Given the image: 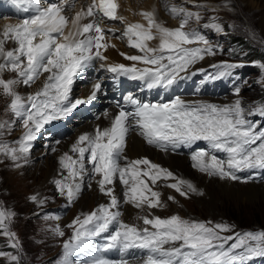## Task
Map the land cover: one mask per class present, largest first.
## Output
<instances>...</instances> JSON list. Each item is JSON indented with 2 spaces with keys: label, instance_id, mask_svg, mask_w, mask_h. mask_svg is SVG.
Returning <instances> with one entry per match:
<instances>
[{
  "label": "snow or ice",
  "instance_id": "1",
  "mask_svg": "<svg viewBox=\"0 0 264 264\" xmlns=\"http://www.w3.org/2000/svg\"><path fill=\"white\" fill-rule=\"evenodd\" d=\"M13 2L23 12L32 13L19 23L5 25L0 33V90L10 98L6 111L17 118L25 129L19 140L10 145L2 137L12 123L0 120V155L19 168L22 166L20 161L28 162L32 141L44 125L65 118L78 106L95 98L101 87L99 83L93 85L87 97L71 99L73 82L79 72L92 67L94 60L107 61L102 50L115 47L105 35L112 29L106 30L101 26L102 18L123 22L124 17L118 14L117 0H91L87 7L81 6L72 15H67L66 11L75 9V0H57L46 6H42L39 0ZM187 2L194 3V0ZM165 7L173 17L181 18L178 27L163 26L155 19L154 11L141 12L147 24L129 23L123 32L128 46L140 54L121 52L125 60L133 63L101 64V67L117 75L144 80L148 88L168 87L206 55L216 54L198 31L185 30L190 19H201L199 12L167 3ZM205 27L223 31L221 25L215 22ZM9 40L15 46L6 49L5 44ZM153 40L159 41L155 47L149 44ZM138 64L144 67H138ZM242 66L227 62L212 65L223 69L219 75ZM258 66L264 70V63ZM5 73L14 75L5 78ZM42 76V86L27 97L16 90L21 84L30 87ZM234 95L239 97V88L234 90ZM124 101L133 107V111L121 107L115 114L106 112L104 115L110 119L109 127L97 126L93 133L79 135L69 151L58 158L60 168L67 175L54 179L53 183L56 191L69 204L78 198L86 175L97 178L99 192L109 200L93 211L77 216L67 225L72 229V236L64 241L63 255L57 264H129L124 258L111 260L98 255H91L84 261H73L71 258L78 253L87 256L90 252L112 249H118L123 254L134 248L147 250L143 264H245L252 257H264V231L237 234L235 242L226 248L227 242L234 239L231 235H222L231 231L227 224L188 220L176 214L161 218L151 213L137 217L143 227L126 223L121 218L120 201L114 188L109 187L118 178L125 186L124 203L137 209L165 206L161 193L155 190L160 180L174 181L166 186L185 198L199 191L190 181L176 177L172 171L152 163L148 158L127 160L124 151L127 133L133 123L140 129L138 134L147 144L161 150L169 147L175 150L205 141L212 150L225 153L226 159H218L204 150L192 152V166L208 176L237 180V172L264 169V131L256 130L254 124L245 118L246 109L242 100L237 98L230 104L217 105L176 97L166 103L153 104L142 103L127 95ZM256 114L264 116V104L248 111V115ZM257 142L258 146L254 147ZM122 159L127 160L123 166L120 163ZM86 164L92 166L90 172ZM29 199L40 205L44 203L38 200L37 195ZM168 199L174 201L175 197L170 195ZM15 215L0 207V236L5 237L7 246L17 252L0 251V257L5 258L8 264H21L18 254L21 244L10 228ZM113 225L115 230L105 237V243L91 244L93 238L109 233ZM52 231L57 236H64L59 226Z\"/></svg>",
  "mask_w": 264,
  "mask_h": 264
},
{
  "label": "rangeland",
  "instance_id": "2",
  "mask_svg": "<svg viewBox=\"0 0 264 264\" xmlns=\"http://www.w3.org/2000/svg\"><path fill=\"white\" fill-rule=\"evenodd\" d=\"M80 1L81 0L76 3L75 0L76 10L78 9ZM150 1L151 7H145L144 5L148 3V0H128L127 7L120 10L124 14V17L128 19V22L129 19H131V17H129L130 12L126 10V8H129L128 6H137L141 10L154 11L157 22L169 28L178 27L181 18L173 17L166 10V3L168 5L185 7L192 12H199L201 19L199 21L195 18L190 19L185 30L198 31L205 37L208 44L213 47L216 54L211 56L206 55L205 58H210L213 61V64H210L211 66H203L199 68L198 71H206V77L209 80L216 82L218 86L224 89V94H222L220 98L222 96H229L225 103H227L230 98V103L234 102L237 98L241 99L243 106L246 109L245 118L254 124L256 130L264 131V116L259 114L248 115V111L256 106L264 104V70L258 66L259 63H264V31H262L260 27L261 16L264 15V0H194V3H188L187 0ZM85 2L90 3L89 0H85ZM122 4L124 5L125 2L122 1ZM194 5H205V7H196ZM75 9L72 11H66V14H74ZM134 9L136 10L137 8ZM7 22V18L0 21V33H2ZM212 22L219 23L223 28V31L217 32L210 27H205V25ZM123 32L124 31L121 33L122 35ZM231 35L241 36L243 40L248 42V46H253L260 50L258 54L259 57H262L263 59L255 60L253 59L254 56H245L244 50L234 51V46L229 43ZM117 40L121 41V43L126 46L127 39L126 41ZM158 43V40L149 42L150 46L153 47L157 46ZM8 45L9 47L6 48ZM14 46V43L10 40L5 44L6 49H11ZM196 46L203 47V45H191V47ZM132 50L134 49L132 48ZM222 62L242 64L243 66L230 69L225 75H219V72L223 71V69L214 68L212 65H218ZM13 75L14 74L12 73L4 74L5 78H12ZM236 88L240 89L239 97L234 95V90ZM75 90H77V86L72 89V91ZM18 92L23 97H27L31 93L28 92V94L25 95L21 90ZM9 101L10 98L4 96L2 90H0V120L10 121L19 131V133H17L12 131L14 129H8L5 131L2 139L10 145H14L22 136L25 129L17 118H15L10 112L6 111ZM225 103L218 101L213 102V104L217 105H225ZM77 119H80L78 118V115L74 118L68 117V119H65L66 124L70 126L73 124L72 121ZM72 132L74 131L72 130ZM72 132L66 135V137L72 134ZM50 141L54 142L53 140ZM36 143H38V145L36 144L34 150L29 153V156L31 157L30 160H28L26 164L23 161L20 162L24 172L14 173L18 168L14 167L13 163L6 157L0 155V207L16 214L10 223V228L11 231L16 233L21 244V249L18 253L21 257V264H57V261L61 259L63 255L64 241L69 240L72 236L70 228L67 227V225H69L74 218L81 216L82 214L77 212L71 213L72 205L75 204L76 201L74 200L73 203L69 204L66 198L56 191L54 183L48 185V180L39 173L35 174L37 181L40 180L44 182L45 185H48L47 188L44 190L42 189L43 193L40 191L42 195L38 198V200H43L44 203L43 205H40L29 199V197L35 195L33 186L35 178H33V175L29 176V174L34 171V167H31L37 165L36 163L42 162L45 157H47V155H40V151L43 147L45 148V146L42 145H46L48 142L46 143L43 141V138L40 136ZM258 143L259 142H257V145H254V147L258 146ZM46 147L48 154H50L52 147L50 145H47ZM210 152L211 150L209 153ZM34 154H36V156H33ZM89 169L91 170L90 167ZM251 170L252 172L250 169H246L245 174L242 176H238L241 175V171L237 172L236 175L239 179L247 178L249 181L258 186L261 185L260 187L263 188L264 169L255 168ZM161 182L162 185L168 184L167 181ZM86 189L87 188H84L82 191H85ZM261 192L262 194L260 196L258 195V197L252 199L247 197L237 199L221 195L217 196L214 199L213 206L215 207L212 208V210L203 206L200 202H196L193 199L194 197H192L193 193L189 194L187 198L178 194V198H175L174 201L167 199L169 204L175 205L178 208V211H170L169 209H166V214L163 213L161 218L176 214L188 220L201 222L212 221L213 223L227 224L231 227V231L222 233V235H231L234 237L233 240L228 241L225 245L227 248L235 242L237 234L264 231V190L262 189ZM200 193H198V196L202 197L203 194L200 195ZM170 195L173 196L172 194H169L168 196ZM37 197H39V195ZM176 202L178 203L176 204ZM56 216H59L60 219L68 218L69 220L64 223H58L55 221L57 219H46V217ZM56 226L60 227L64 232V236L61 237L54 234L52 229ZM99 242L100 241H98L97 245H100ZM0 251L17 254L15 249L7 246V240L3 236H0ZM82 255H84V253H81L79 256H73L71 259L73 261L77 259L82 260L86 257L85 255L80 259ZM147 255L148 252L146 253V256ZM0 264H8V262L5 258L0 257ZM245 264H264V257H252L250 260L246 261Z\"/></svg>",
  "mask_w": 264,
  "mask_h": 264
},
{
  "label": "bare ground",
  "instance_id": "3",
  "mask_svg": "<svg viewBox=\"0 0 264 264\" xmlns=\"http://www.w3.org/2000/svg\"><path fill=\"white\" fill-rule=\"evenodd\" d=\"M77 1L79 0H76V3H78ZM122 1L125 2L124 5L122 4ZM88 3H86L85 0H81L77 10H79L81 6L87 7ZM127 3H128V0H121L120 9H124V7H127L128 5ZM144 6L151 7V1L148 0V3ZM260 27L262 31H264V15L261 16V26ZM105 35L106 37L109 38L108 42L110 44L113 43L115 45V47H109L107 51L102 50L103 55H105L108 58L107 61L118 62V63L128 62V60H125L123 56L120 55L121 52L129 54V55L140 54L137 52L136 49L132 50V48L128 46V43L126 44V46H124L121 43V41H118L116 37H114L115 35H112L111 37H109L107 34ZM8 47L9 45L6 48ZM210 64H213V61L210 58L209 59L204 58L203 60H199L197 63L192 65L189 68L188 72L190 70H196L195 68H201L203 66H207ZM85 71L86 70L84 69L83 73L79 75V79L74 81V84L72 85V89L75 86H77V90L71 92V97L73 96L74 98H85L92 92L93 85L96 83H99L100 81L99 79L93 80L89 75L85 74ZM43 80H44V77L42 76L35 84L31 85L30 87H26L23 84H21L17 86L16 90L23 91V94L25 95H27L28 92L33 93L40 86H42ZM228 97L222 96L220 98L219 96L217 98L210 99V97L207 95H204V96L198 95L196 97H193V99L200 98L205 101L211 100L212 102L218 101V102L225 103ZM230 100L225 104L230 103ZM93 102H94V106L92 107L91 111L94 113V117L92 119H87L83 121L78 116V118L80 119L73 120L72 121L73 124L70 125V127L74 131L72 132V134H70L67 137L65 136L66 138L64 137L61 140L51 139L54 142H51L49 140L50 142L49 141L48 143L46 142L47 143L46 145L40 144L42 146H45V148L43 147L42 150L40 151V155L42 154L47 155V157H45V159L42 162L39 161L40 163H36L37 165L35 166L33 165L31 167V168L34 167V171H32L29 174V176L33 175V178H35L36 177L35 174L37 173L42 174L43 177H45V179L48 180V185L50 183H53L54 179H62L64 175H67V172L62 171V169L60 168V165L58 163L59 156L62 155L64 152L69 151L70 146L76 141L79 135L83 133L91 134L94 132L97 126H99L100 128H105V127L110 126V119L106 118L104 114L106 112L109 114H115L119 110H117L116 108L108 104L107 97L105 96V90L102 89V87H100L95 98L93 99ZM68 117L69 116H66L63 119H68ZM11 129H14L12 131L19 133V131L16 129L15 126L12 125L10 130ZM42 132H43V129H41V131L37 133L36 139L32 141L33 146L31 147L30 152L34 150V147L36 146V144L38 145L36 141L40 137ZM47 145H50L52 147L51 149L55 148L56 151L54 152L50 150L51 153L48 154L47 147H46ZM36 154H34L33 156H36ZM124 156L127 158V160H134L138 158H148L152 163L159 164L160 166L172 171L176 177L190 181L199 190L197 193H193V194L190 193L192 194V197H194L193 199L196 202H200L203 206L210 208L211 210L212 208L215 207L213 206L214 199L217 196L221 195V196H227V197H234L237 199H240L241 197H245V198L247 197L249 199H252V198L258 197V195L260 196L262 194L261 192L262 189L264 190V187L262 188L260 187L261 185L258 186L257 184L249 181L246 178L231 180V179H220L218 176H208L207 174L202 173L198 169L194 168L192 166L193 163L186 156L179 155L177 153H171L170 151H167V150H161V149L157 150L155 148L149 147L144 144V142L141 140L138 134L130 130L127 133V146L124 151ZM30 158L31 157L28 156V160H30ZM217 158L225 159V158H222L221 156H217ZM127 160L122 159L121 165L123 166L125 163H127ZM86 168L88 169L89 172L91 171L89 169L88 164H86ZM19 172H24L22 167H19L14 173H19ZM96 179L97 178L91 177L90 175H86L84 177L83 182H82L81 192L78 198L75 199L76 201L75 204L72 205L71 213L73 212H77L81 214L89 213L93 211L94 209H96L99 205L106 204L108 202L109 198L99 192ZM161 181H164V180H160L157 182V185L155 186V190L161 193V200L165 206L162 208H156V209H148L146 207L143 209H137L133 207V205L131 204L124 203L123 193L125 191V186L120 183L118 178L115 179L114 184L110 185L109 187L114 188L115 194L117 195L120 201L119 210L122 213L121 218L124 222L129 223V224H136L140 227H143L142 221L137 219L138 216L148 215L149 213H151L152 215L161 217L163 213L166 214V209H169L170 211H173V210L178 211V208L175 205H171L168 203L169 201H167L168 199L167 197L169 194H172L177 199L178 193H176L175 190L167 187L166 185H162ZM167 182L169 184V183H173L174 181L167 180ZM149 183L151 182L149 181ZM48 185H45V183L40 180L37 181V179L35 178L34 184H33L35 195L37 196L39 195L38 198H40L43 193L42 189L44 190L45 188H47ZM84 188H87V189L85 191H82ZM40 191H42V193ZM200 192L203 193L202 197L198 196V193ZM177 203L178 202H176V204ZM56 217H59V216H56ZM68 220H69L68 218H63V219L59 218L55 221L58 223H64ZM114 230H115V225L110 227L109 233H104L100 237L102 239H105V237ZM70 233H72L71 228H70ZM100 237L99 239H101ZM97 238L98 237H95L92 239L91 244L93 246H96V244L94 243V240ZM138 253H139V256H136L128 260L129 264H143L144 259H146L147 257L146 256L147 250L140 249ZM91 255H97V254L89 253L81 261L86 260Z\"/></svg>",
  "mask_w": 264,
  "mask_h": 264
},
{
  "label": "trees",
  "instance_id": "4",
  "mask_svg": "<svg viewBox=\"0 0 264 264\" xmlns=\"http://www.w3.org/2000/svg\"><path fill=\"white\" fill-rule=\"evenodd\" d=\"M229 43H231L234 46V51L235 50H244V55L253 57V59L258 60V59H263L262 57H259L258 52L260 50L254 48L253 46H248V42L246 40H243L241 36L238 35H231V38L229 39Z\"/></svg>",
  "mask_w": 264,
  "mask_h": 264
}]
</instances>
